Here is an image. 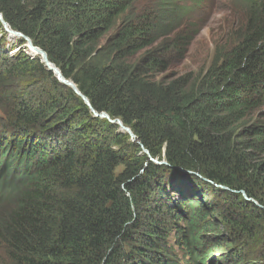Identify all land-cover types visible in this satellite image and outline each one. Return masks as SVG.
<instances>
[{
	"label": "trees",
	"instance_id": "16d2710c",
	"mask_svg": "<svg viewBox=\"0 0 264 264\" xmlns=\"http://www.w3.org/2000/svg\"><path fill=\"white\" fill-rule=\"evenodd\" d=\"M236 2L243 19L206 72L166 81L215 0H0L11 29L137 138L94 117L0 23V264L264 253V0Z\"/></svg>",
	"mask_w": 264,
	"mask_h": 264
},
{
	"label": "rangeland",
	"instance_id": "374dc122",
	"mask_svg": "<svg viewBox=\"0 0 264 264\" xmlns=\"http://www.w3.org/2000/svg\"><path fill=\"white\" fill-rule=\"evenodd\" d=\"M190 6H192V4H190ZM243 16L244 15L240 12V7L236 0H215L214 5L208 6L199 15V17L207 23L205 27H203L201 34L195 39L192 46L190 47L188 55L180 61H174L170 71L160 76V79L169 81L175 75L184 77L192 75L194 78H196L205 73L212 63L217 46L220 44H225L226 46L229 36L234 28L228 29V23H231L233 26H235L237 21L243 19ZM11 40L13 41L17 39L11 38ZM17 51L14 50V52H12L10 55H15ZM261 113L264 114V110ZM257 117L258 116L255 115L252 120L247 122V124L249 125L250 122L254 123ZM221 230L222 229H220V231ZM174 236L175 233H172L171 242L173 245H175ZM174 249L176 253L179 254V259L183 263L187 264L188 261L184 259L182 256L183 254L178 250V247L175 246ZM220 252L226 253V249H223ZM263 254L264 253L255 252L253 249L248 255V258H245V264L250 262L264 264L262 263V259L264 258L262 257ZM2 257L3 253L0 252V258ZM209 261H211V259ZM210 264H212V261Z\"/></svg>",
	"mask_w": 264,
	"mask_h": 264
},
{
	"label": "water",
	"instance_id": "95a60500",
	"mask_svg": "<svg viewBox=\"0 0 264 264\" xmlns=\"http://www.w3.org/2000/svg\"><path fill=\"white\" fill-rule=\"evenodd\" d=\"M0 23L2 24L5 32L9 35V37H11V38L19 37V38L25 40L27 42L26 47L29 49V51H33V52H35L37 54H40L42 56L41 61L47 67V69L50 72H53L54 73V75L56 76L57 80L62 85L66 86V87H69L70 89H72L74 91V93L77 94L84 101V103L88 106V108L94 114V117L100 118V119H105V120L109 121L111 124L118 125L120 127V130L122 132L128 134L131 137V139H132L133 142H135L137 140V138H136L135 134L133 133V131L129 127L125 126L120 119H112L107 113H98L92 107V105L90 103V100L84 94H82L80 92V90L78 89L77 85L73 81L66 79L63 76L62 72L52 62H50V60L48 59V56H47L46 52L44 50L40 49L39 47L34 46L32 40L30 38L26 37L25 35H23L20 32H17V31H14L13 29H11L10 25L5 21L3 15L1 13H0ZM29 55L31 56V54H29ZM31 57H33V56H31ZM142 148H143L144 152L150 157L151 161H153L154 163H156L158 165H168L166 162H159L157 160H154L151 157L149 151L146 150L143 146H142ZM180 170L182 172H184V173H191V172L186 171L184 169H180ZM203 180L204 181H207L206 179H203ZM219 187L222 188V189L228 190L227 188H225L223 186H219ZM245 198L248 201L254 202V200L247 198L246 195H245Z\"/></svg>",
	"mask_w": 264,
	"mask_h": 264
},
{
	"label": "bare ground",
	"instance_id": "6f19581e",
	"mask_svg": "<svg viewBox=\"0 0 264 264\" xmlns=\"http://www.w3.org/2000/svg\"><path fill=\"white\" fill-rule=\"evenodd\" d=\"M10 38H11V37H10ZM15 38H16V39H21V38H19V37H15ZM26 48H27V47H26ZM27 49H28V48H27ZM27 51L29 52V54H31V56L42 59V56H41L40 54H37V53H35V52H33V51H29V49H28Z\"/></svg>",
	"mask_w": 264,
	"mask_h": 264
}]
</instances>
